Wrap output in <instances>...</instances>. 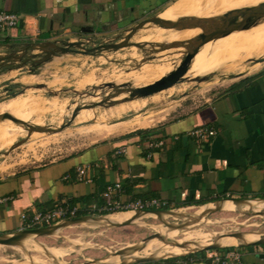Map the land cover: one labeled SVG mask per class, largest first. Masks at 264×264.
Instances as JSON below:
<instances>
[{
	"label": "crops",
	"instance_id": "crops-1",
	"mask_svg": "<svg viewBox=\"0 0 264 264\" xmlns=\"http://www.w3.org/2000/svg\"><path fill=\"white\" fill-rule=\"evenodd\" d=\"M177 1L0 0V10L20 16L18 26L0 33V55H22L30 44L116 36ZM135 128L0 177V234L22 230V214L34 210L102 205V193L116 183L121 201L156 199L168 207L143 210L199 207L224 198L264 200V69L236 78L188 111ZM199 129L214 134L204 139L194 133ZM81 166H88L91 181L79 178ZM236 248L238 264H264V244ZM136 264L215 263L194 253Z\"/></svg>",
	"mask_w": 264,
	"mask_h": 264
},
{
	"label": "rangeland",
	"instance_id": "rangeland-1",
	"mask_svg": "<svg viewBox=\"0 0 264 264\" xmlns=\"http://www.w3.org/2000/svg\"><path fill=\"white\" fill-rule=\"evenodd\" d=\"M260 3H264V0H179L172 6L182 7V10L170 20L189 16L219 17L229 11ZM258 22L261 23L246 30L234 31L227 37L209 41L202 46L182 81L153 95L127 101L124 99L130 94L119 93L123 89L122 84L127 83L132 87L150 84L175 70L183 61V47L156 52L147 42L188 40L201 30L142 27L131 41L146 42L143 48L133 45L96 54L79 51L59 53L42 63L36 73H31L28 66L21 65V62L13 64V71L0 70V115L9 113L26 120L30 125L46 129L31 130L9 118L0 120L1 127L21 129L20 133L13 129H0V177L51 163L101 142L120 132L111 136H102L99 132L127 120H147L144 127L157 125L182 110L188 111L202 104L236 78L261 71L264 61L257 60L264 59V20ZM132 27L116 36L97 37L96 41H122ZM97 44L87 42L85 46ZM217 49L232 52L234 60L217 66L211 56ZM37 54L41 58L44 52L39 51ZM0 56L5 55L2 53ZM189 73L207 75L208 79L198 81L189 78ZM10 87L13 89L10 90ZM92 103H96V106L87 107ZM76 109L77 115L71 120ZM199 208L181 207L176 211L186 213L184 217H168L166 220L176 224L178 228L175 230L179 226L183 228L180 224L188 222L189 218H199ZM206 217L208 221L200 228L202 232L218 231L226 234L257 229L264 231V215L256 212L223 209ZM153 226L165 230L169 225L156 216H148L145 224L115 228L74 224L56 235L37 236L32 243L40 249L58 250L59 260L85 264L110 257L113 252L154 234ZM27 251L0 245V264H21L20 260L28 253L40 258L47 256L34 248Z\"/></svg>",
	"mask_w": 264,
	"mask_h": 264
},
{
	"label": "water",
	"instance_id": "water-1",
	"mask_svg": "<svg viewBox=\"0 0 264 264\" xmlns=\"http://www.w3.org/2000/svg\"><path fill=\"white\" fill-rule=\"evenodd\" d=\"M264 18V3H260L255 6L251 7H244L240 9H235L232 11H229L219 17H196V16H189V17H182L179 18L176 21L172 20H167L163 19L160 17V15H154L151 16L147 19L139 21L137 24H135L129 31V33L125 36V38L122 41L119 42H111V43H101L98 45H94L92 47H86L85 43H87L90 39H78L76 41H71L70 39H65L63 41H50V42H45V43H38V44H30L26 46L25 50L23 51L22 55H16V52L11 53L9 56H0V68L3 66L10 65V59L12 57L14 58H21L24 55H29L31 58H36L38 57V54L34 53L35 50L39 49L45 53L42 58H39L36 60L35 65H41L42 63H45L51 59L53 55H58L59 53H65V52H72V51H79L84 54H96L98 52H102L104 50H118L126 46H137L139 48H143L147 43L153 46V50L156 52L159 51H164L167 49H174V48H179L183 47L184 48V57L183 61L181 64L173 71L168 73L167 75H164L160 79L147 84L143 86H137V87H132L128 86L127 83L122 84V90L119 91L121 92H127L129 93V97H126L124 100H132L134 98L138 97H146L149 95H153L159 91H162L164 89H167L176 83L182 81V79L185 77V74L187 73L190 64L195 57V55L199 52L200 48L208 43L209 41L225 37L229 34H231L234 31H241V30H246L251 28L252 26L256 25L258 21ZM147 23H153L161 28H166V29H194V28H199L201 32L196 35L195 37L188 39V40H177V41H172L168 43H155V42H132L131 38L133 35L142 27H144ZM257 61H264V59H258ZM9 69H14L12 66H10ZM31 73H36V71L32 70ZM195 80L198 81H205L208 79V76H197L194 77ZM109 85H112V83H109ZM42 87V85H39ZM96 106V103H92L88 105L87 107H94ZM77 109L74 111L73 117L71 120L75 118L77 115ZM2 118H9L15 121L16 123H20L22 125H26L29 127L31 130L37 129V130H46L42 127H35L33 125H30L28 122L19 119L17 117L12 116L9 113L0 115V120ZM57 130V129H53ZM52 129H49V131H53ZM257 199H241V198H224L220 199L217 201H214L212 204L214 207L210 209L209 214L213 213L218 210H223L222 209V204L227 201H232L236 204H241V203H250L254 202ZM256 202H264V200H257ZM205 204V205H209ZM203 206V205H201ZM200 207V206H199ZM248 212L252 213H259L264 215V209H261L259 211H253V210H246ZM177 212L174 209H162V210H134L133 213L137 217H148L152 215L159 216V220L164 222L165 224L169 225L168 228L174 229L178 228L175 225L176 224H170L167 222L168 217H175L177 216ZM194 214V213H192ZM208 214V215H209ZM108 214H102V215H82L79 217L71 218V219H62L59 220L51 225L44 226V227H37V228H32V229H22L18 230L12 233H4L0 234V245H7V246H15L21 243V241L31 235H34V239L37 236H51L54 234V232L57 229H65L68 226L74 225V224H83L84 222H98L100 224L102 218L107 216ZM191 214H188L190 216ZM165 216V217H162ZM182 223V222H181ZM136 224L133 222H126V223H116V224H111V225H99L96 227H105V228H115V227H121V226H127V225H132ZM173 225V226H172ZM180 225H185V224H180ZM181 227V226H179ZM60 230V231H61ZM247 231H237V232H231V233H226L224 236H230V237H240L241 235L245 234ZM252 231H259L263 232V230L257 229V230H252ZM58 234V233H57ZM56 235V234H55ZM158 233H154L152 235H149L148 237H145L144 239H141L144 242H149L150 240L154 238H159ZM256 244H264V240H257L254 242L250 243H240V244H219V243H212L209 244L203 248H200L198 250L189 252L185 255L181 256H175V257H182V256H187L190 254L202 252L205 250H210V249H221V248H231V247H242V246H250V245H256ZM29 252V251H28ZM118 254H121V250L115 251ZM29 255V253H28ZM169 258H174V257H168V258H158V259H139L137 261H132L129 263H124V264H132V263H148V262H155L161 259L167 260ZM102 259V258H101ZM100 260V259H99ZM99 260H94L90 263H85V264H92L96 261Z\"/></svg>",
	"mask_w": 264,
	"mask_h": 264
},
{
	"label": "bare ground",
	"instance_id": "bare-ground-1",
	"mask_svg": "<svg viewBox=\"0 0 264 264\" xmlns=\"http://www.w3.org/2000/svg\"><path fill=\"white\" fill-rule=\"evenodd\" d=\"M247 7H251V6H247ZM181 10H182V7L181 8L171 7V8H168L160 17H162L163 19L170 20L172 17L179 14ZM261 20H264V18ZM259 23L261 22H258L257 24ZM148 27H159V26L153 23H147L144 26V28H148ZM177 30H183V29H177ZM211 56L213 57V60H215L214 63L217 66L231 63L234 60V54L232 52H226L220 49L214 50ZM188 71L185 74V76L188 74ZM188 77L194 78V77H197V75H195L194 73H189ZM146 125H147V120L144 121V120L135 118L133 120L131 119V120L122 122V124L116 127L106 128L103 132H99V134L102 136H107V135H112L113 133H116V132L125 133L129 129L131 130V128L144 127ZM6 128L16 130L19 133L21 131V129L19 128L16 129L15 127H1L0 126V129H6ZM213 207L214 205L212 204L200 206L199 210L197 211V214H198L197 216H199V218H189L188 222H183L185 226H182L183 228L180 227L177 230L171 229V228H165V230H163V229L158 228V226L157 227L153 226V229L155 230V232L159 234L160 236L159 238H154L150 240L149 242H144L142 240H139L133 245L129 244L125 246L124 248H122L121 254L113 252L110 257L102 258L99 261H96L92 264H124V263H129L132 261H137L139 259H158V258L181 256V255H185L189 252L198 250L200 248H203L209 244L216 243V242L219 244H240V243H250V242L257 241V240H264V231L263 232L249 231L241 235L240 237H230V236L223 237L225 233L218 232V231L217 232L215 231L214 232L212 231L202 232L200 228H202V225L204 222L208 221L206 216H208L210 209H212ZM222 209L224 210L240 209V210L259 211L261 209H264V202H256V201L253 202L252 201L250 203L248 202V203L236 204L232 201H227L222 204ZM185 215L186 213L178 211L177 216L175 217H182V216L184 217ZM155 216L156 215H152V217H155ZM156 217L157 219L161 218L159 216H156ZM162 217H165V216H162ZM146 218L147 216L137 217L134 215L133 211H127V212H117V213L109 214L105 216L104 218H102L101 220H99L101 221L100 224L98 222H92V221L84 222L83 224H85L86 226H92V227H96L99 225L126 223V222L145 224ZM60 230H61L60 228L57 229L54 232V234L59 233ZM33 237L34 235L28 236L24 238L20 244L12 246V247L19 249L21 252L23 250L24 252H26L27 250L34 248L35 250H38L39 252L44 253L47 256L46 258H40L38 256H33V255L30 256L25 253L26 256L23 257L22 260H20L21 264H71L69 262L59 260L57 258L58 250L53 251L50 249H40L39 246L34 245L32 243L34 241Z\"/></svg>",
	"mask_w": 264,
	"mask_h": 264
},
{
	"label": "built area",
	"instance_id": "built-area-1",
	"mask_svg": "<svg viewBox=\"0 0 264 264\" xmlns=\"http://www.w3.org/2000/svg\"><path fill=\"white\" fill-rule=\"evenodd\" d=\"M19 23L20 16L18 14L0 10V33L10 31L12 28L18 26ZM80 39L85 40L84 38ZM194 133L197 136L207 139L214 134V131L199 129ZM88 171V166L79 167V178L81 180L91 181V176ZM120 190L121 185L119 183L107 186L102 193L103 197L106 199L105 203L102 205H95L91 208H86L84 206L80 207L77 205L71 207L69 205L57 204L53 209L47 211L34 210L31 215L24 213L21 216L22 229L48 226L62 219L73 218L80 211H88L90 213L97 214H109L120 211L143 210L150 208H161L165 206V203H162L156 199L150 201H143L141 199L129 202L121 201L116 198L117 192H120ZM199 254L215 264H238L241 262V254L236 247L225 248L216 251H205L204 253Z\"/></svg>",
	"mask_w": 264,
	"mask_h": 264
},
{
	"label": "flooded vegetation",
	"instance_id": "flooded-vegetation-1",
	"mask_svg": "<svg viewBox=\"0 0 264 264\" xmlns=\"http://www.w3.org/2000/svg\"><path fill=\"white\" fill-rule=\"evenodd\" d=\"M91 43V45H93V44H95V43H98V44H101V43H103L102 41H96V38H91L89 41H88V43ZM92 42H94V43H92ZM97 44V45H98ZM11 54V53H10ZM10 54H7L6 56H9ZM44 55H45V53H44ZM5 56V57H6ZM42 56L43 55H41V58H42ZM38 58H40V56H38V57H36V58H31L29 55H24L23 57H21V58H14V57H12L11 59H10V62H11V64L10 65H7V66H3V67H1L0 68V70H5V69H9L10 68V66H12L13 67V64L15 63V62H21V65H23V66H28V69H29V71L31 72L32 70H34V71H37L38 70V68L40 67V65H35V62H36V60L38 59ZM10 90H12L13 88H9Z\"/></svg>",
	"mask_w": 264,
	"mask_h": 264
},
{
	"label": "trees",
	"instance_id": "trees-1",
	"mask_svg": "<svg viewBox=\"0 0 264 264\" xmlns=\"http://www.w3.org/2000/svg\"><path fill=\"white\" fill-rule=\"evenodd\" d=\"M74 205H76V204H72V206L71 207H73ZM163 208H168V207H163ZM154 209V208H153ZM87 214H95V215H99V214H97V213H90V212H88V211H80L75 217H79V216H82V215H87ZM75 217H73V218H75ZM203 253L205 252V251H202ZM191 255H194V254H190V255H187V256H184V257H188V256H191ZM163 261H167V260H163ZM161 262V261H160ZM155 263H158V262H155Z\"/></svg>",
	"mask_w": 264,
	"mask_h": 264
}]
</instances>
